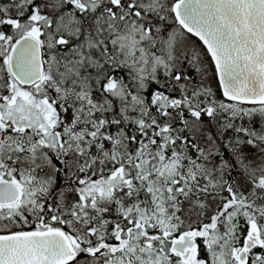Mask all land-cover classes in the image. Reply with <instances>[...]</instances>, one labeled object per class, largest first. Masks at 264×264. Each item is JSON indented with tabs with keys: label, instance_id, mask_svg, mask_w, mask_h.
Segmentation results:
<instances>
[{
	"label": "snow or ice",
	"instance_id": "obj_1",
	"mask_svg": "<svg viewBox=\"0 0 264 264\" xmlns=\"http://www.w3.org/2000/svg\"><path fill=\"white\" fill-rule=\"evenodd\" d=\"M0 264H264V0H0Z\"/></svg>",
	"mask_w": 264,
	"mask_h": 264
}]
</instances>
